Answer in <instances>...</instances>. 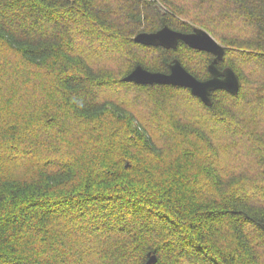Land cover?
Wrapping results in <instances>:
<instances>
[{"label":"trees","instance_id":"obj_1","mask_svg":"<svg viewBox=\"0 0 264 264\" xmlns=\"http://www.w3.org/2000/svg\"><path fill=\"white\" fill-rule=\"evenodd\" d=\"M164 26L207 30L238 93L124 81L210 78L209 53L133 40ZM151 255L264 264V0H0V264Z\"/></svg>","mask_w":264,"mask_h":264},{"label":"water","instance_id":"obj_2","mask_svg":"<svg viewBox=\"0 0 264 264\" xmlns=\"http://www.w3.org/2000/svg\"><path fill=\"white\" fill-rule=\"evenodd\" d=\"M133 40L142 45L160 46L166 49H175L181 41L188 47L213 55L209 64L210 78L199 80L189 73L180 63L174 59L169 65V73L151 72L137 65L125 78V81L137 84H164L176 85L188 88L192 95L198 97L207 106L211 104L210 93L215 90H224L236 95L239 90V81L235 72L227 67L219 70L217 62L223 58L224 47L219 44L207 31L201 28H193L185 33L164 26L156 32L137 34ZM155 256L151 255L146 264H152Z\"/></svg>","mask_w":264,"mask_h":264},{"label":"bare ground","instance_id":"obj_3","mask_svg":"<svg viewBox=\"0 0 264 264\" xmlns=\"http://www.w3.org/2000/svg\"><path fill=\"white\" fill-rule=\"evenodd\" d=\"M163 28V27H162ZM170 28V27H169ZM196 28H199V27H196ZM172 29V28H171ZM202 29V28H201ZM174 30V29H173ZM204 30V29H203ZM158 31V30H157ZM206 31V30H205ZM156 32V31H155ZM180 32H182V31H180ZM142 33V32H141ZM147 33V32H146ZM151 33V32H150ZM185 33H188V32H185ZM211 35V34H210ZM212 36V35H211ZM213 37V36H212ZM214 38V37H213ZM215 39V38H214ZM179 43V42H178ZM178 45V44H177ZM146 46H153V45H146ZM177 47V46H176ZM178 60V59H177ZM181 63V62H180ZM141 66V65H140ZM145 69V68H144ZM147 70V69H146ZM148 71H150V70H148ZM151 72H159V71H151ZM162 73H164V72H162ZM169 73V72H168ZM127 76V75H126ZM125 76V77H126ZM124 77V78H125ZM124 78H123V80H124ZM208 79V78H207ZM206 80V79H205ZM125 81V80H124ZM126 82H129V81H126ZM143 85H145V84H143ZM148 85H150V84H148ZM153 85V84H152ZM173 86H176V85H173ZM178 87H181V86H178ZM203 102V101H202ZM204 103V102H203ZM205 104V103H204ZM155 256V255H154Z\"/></svg>","mask_w":264,"mask_h":264},{"label":"rangeland","instance_id":"obj_4","mask_svg":"<svg viewBox=\"0 0 264 264\" xmlns=\"http://www.w3.org/2000/svg\"><path fill=\"white\" fill-rule=\"evenodd\" d=\"M159 8L161 9V11L162 12H166L167 10H166V8L162 5V4H160L159 5ZM197 27V26H196ZM207 31V30H206ZM208 32V31H207ZM210 34V33H209ZM216 40V39H215ZM217 41V40H216ZM218 42V41H217ZM110 95L112 96V94L110 93L109 95H107L108 97H110ZM248 197H250V196H248Z\"/></svg>","mask_w":264,"mask_h":264}]
</instances>
